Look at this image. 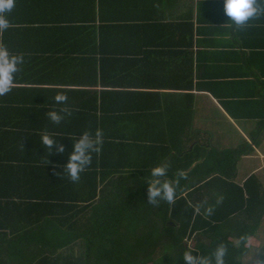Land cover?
<instances>
[{
  "label": "crops",
  "instance_id": "crops-1",
  "mask_svg": "<svg viewBox=\"0 0 264 264\" xmlns=\"http://www.w3.org/2000/svg\"><path fill=\"white\" fill-rule=\"evenodd\" d=\"M9 19L0 43L25 62L0 97V130L100 128L131 147L123 166L134 155L192 162L186 172L227 160L234 187L203 184L193 197L199 223L225 239V264H263L264 15L239 30L223 0H17ZM60 92L72 115L54 125L46 113L63 107L54 102ZM242 148L249 153L234 160Z\"/></svg>",
  "mask_w": 264,
  "mask_h": 264
},
{
  "label": "trees",
  "instance_id": "trees-1",
  "mask_svg": "<svg viewBox=\"0 0 264 264\" xmlns=\"http://www.w3.org/2000/svg\"><path fill=\"white\" fill-rule=\"evenodd\" d=\"M68 68L65 64L64 69ZM126 112L118 115V122L127 121ZM82 116L84 123L94 120L84 111ZM36 131L53 135L65 152L53 149L50 155L41 143L42 133L0 130V264H185V251L215 264L217 247L227 248L225 239L216 231L212 234L215 227L199 223L203 218L193 200L196 195L198 202L203 184L210 181L234 187V168L227 160H219L215 169H206L204 164L189 172L192 162L177 165L164 160L170 164L168 179L174 180L179 171L187 178L174 185V204L161 201L154 207L148 204L147 182L151 169L159 165L156 159L146 164L143 157L134 155L131 165L123 166L120 159L131 147L104 134L101 152L93 154L91 166L78 183H72L63 167L75 138L85 130ZM248 153L242 148L232 158L238 160ZM106 156L118 164L102 161ZM227 165L229 172L224 168ZM245 190L251 193L248 187ZM226 264L240 263L229 260Z\"/></svg>",
  "mask_w": 264,
  "mask_h": 264
},
{
  "label": "clouds",
  "instance_id": "clouds-1",
  "mask_svg": "<svg viewBox=\"0 0 264 264\" xmlns=\"http://www.w3.org/2000/svg\"><path fill=\"white\" fill-rule=\"evenodd\" d=\"M16 3L17 0H0V34L12 27L9 17L14 11ZM223 12L235 29L243 30L249 26L250 21L264 15V7L261 6V0H223ZM24 62L23 54H13L3 43H0V97L13 90L16 74L21 71L20 66ZM54 102L63 105V107H60L58 111H49L46 115L52 124L60 125L72 115V109L68 106V96L63 92L55 95ZM41 143L44 148L48 149L50 155L53 149L58 154L65 152L64 145L59 144L47 131L42 133ZM103 144L104 132L100 128L94 132L85 130L78 138H75L72 151L68 154L67 163L63 167V172L67 174L72 183L80 181L81 174L92 164L93 154H99ZM169 167V163L163 162L151 169L147 182V199L151 206L158 207L161 201L169 205L174 204L176 195L174 185H178L180 179L187 178L184 171H179L174 180L168 179ZM207 212L211 214V209L209 208ZM226 251L223 244L217 247L214 253L215 264H225ZM183 261L185 264H212L210 259L194 256L190 251L183 253Z\"/></svg>",
  "mask_w": 264,
  "mask_h": 264
},
{
  "label": "rangeland",
  "instance_id": "rangeland-1",
  "mask_svg": "<svg viewBox=\"0 0 264 264\" xmlns=\"http://www.w3.org/2000/svg\"><path fill=\"white\" fill-rule=\"evenodd\" d=\"M145 225H146V223H145ZM167 255V254H166Z\"/></svg>",
  "mask_w": 264,
  "mask_h": 264
}]
</instances>
